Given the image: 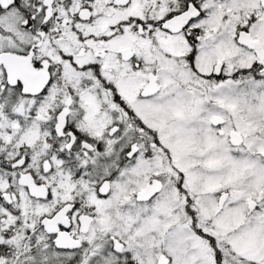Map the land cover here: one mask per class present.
<instances>
[{
  "label": "snow or ice",
  "instance_id": "snow-or-ice-1",
  "mask_svg": "<svg viewBox=\"0 0 264 264\" xmlns=\"http://www.w3.org/2000/svg\"><path fill=\"white\" fill-rule=\"evenodd\" d=\"M0 264H264V0H0Z\"/></svg>",
  "mask_w": 264,
  "mask_h": 264
}]
</instances>
